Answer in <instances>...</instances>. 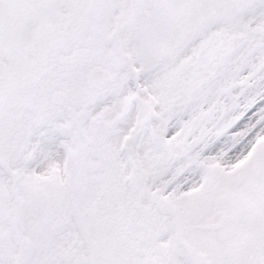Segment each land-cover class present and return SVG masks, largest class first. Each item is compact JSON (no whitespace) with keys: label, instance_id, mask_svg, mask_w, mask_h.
<instances>
[{"label":"snow or ice","instance_id":"1","mask_svg":"<svg viewBox=\"0 0 264 264\" xmlns=\"http://www.w3.org/2000/svg\"><path fill=\"white\" fill-rule=\"evenodd\" d=\"M0 264H264V0H0Z\"/></svg>","mask_w":264,"mask_h":264}]
</instances>
